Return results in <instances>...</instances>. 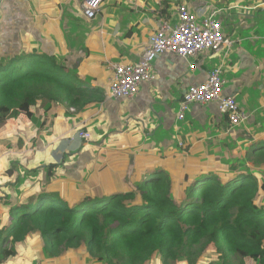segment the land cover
<instances>
[{
    "label": "crops",
    "instance_id": "obj_1",
    "mask_svg": "<svg viewBox=\"0 0 264 264\" xmlns=\"http://www.w3.org/2000/svg\"><path fill=\"white\" fill-rule=\"evenodd\" d=\"M83 1L2 4L0 57L18 55L22 47L53 54L98 88L102 100L79 111L55 103L47 110L33 109L31 117L20 113L8 119L0 130V230L19 196L33 186L40 189L49 164H56L54 191H137L136 183L153 168L177 173L199 158L207 163L241 158L252 140L264 137V0H102L94 19L82 14ZM180 2L200 15L214 13L231 42L224 55L202 51L182 58L164 52L154 60V81L141 83L131 99L107 98L110 66L138 60L160 20H174ZM209 60L220 62L212 66ZM218 65L229 76L222 94L235 97L246 112L245 122L230 128L217 102L193 103L177 120L183 92L204 82ZM79 127L89 139L77 136ZM42 243L33 235L20 243L0 237V264H100L76 250L49 258ZM4 249L11 255L1 253ZM214 250L172 264H238L236 259L223 263ZM150 264L161 261L156 257Z\"/></svg>",
    "mask_w": 264,
    "mask_h": 264
},
{
    "label": "trees",
    "instance_id": "obj_2",
    "mask_svg": "<svg viewBox=\"0 0 264 264\" xmlns=\"http://www.w3.org/2000/svg\"><path fill=\"white\" fill-rule=\"evenodd\" d=\"M23 49L0 57V130L33 109L58 103L79 111L102 100L98 88L53 54ZM234 158H199L177 173L153 168L137 191L81 194L54 191L56 164H49L40 189L33 186L11 207L0 237L20 243L33 235L49 258L76 250L100 264L192 262L210 243L223 263L264 264V137Z\"/></svg>",
    "mask_w": 264,
    "mask_h": 264
},
{
    "label": "built area",
    "instance_id": "obj_3",
    "mask_svg": "<svg viewBox=\"0 0 264 264\" xmlns=\"http://www.w3.org/2000/svg\"><path fill=\"white\" fill-rule=\"evenodd\" d=\"M101 1L84 0L82 14L88 19H94L98 15ZM3 2L4 0H0V10ZM175 9L174 20H160L158 28L150 35L138 60L110 66L112 74L109 78L107 98L131 99L137 94L141 83L154 81V60L164 52L191 58L202 51L223 52L231 45L213 12L205 15L194 13L184 2H180ZM189 67L193 68L194 65L190 63ZM225 82L222 68L218 65L211 69L204 82L188 86L178 101L177 120L184 119L191 103L217 102L219 112L227 116L230 127L244 123L246 112L239 106L235 97L222 94ZM76 134L84 139L90 138V133L86 130L77 129Z\"/></svg>",
    "mask_w": 264,
    "mask_h": 264
},
{
    "label": "rangeland",
    "instance_id": "obj_4",
    "mask_svg": "<svg viewBox=\"0 0 264 264\" xmlns=\"http://www.w3.org/2000/svg\"><path fill=\"white\" fill-rule=\"evenodd\" d=\"M226 52V50H224L223 51V53L222 52H220L221 54H222V56L224 55V53ZM215 62H216V64L217 63H219L220 61L218 60V61H215V60H209V64L210 65H214L215 64ZM223 71V70H222ZM222 77H223V79L226 81V83L228 82V80H229V76L228 75H226V74H223V72H222ZM263 81V80H262ZM240 106V105H239ZM241 107V106H240ZM7 121H8V119H7ZM209 248L210 249H212V248H214V245L212 244V243H210L207 247H206V249L207 250H209ZM203 251H206V250H203ZM232 264H235V262H232Z\"/></svg>",
    "mask_w": 264,
    "mask_h": 264
}]
</instances>
